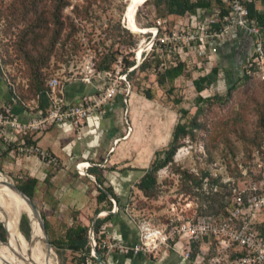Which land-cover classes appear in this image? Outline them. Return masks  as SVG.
<instances>
[{"label":"rangeland","instance_id":"rangeland-1","mask_svg":"<svg viewBox=\"0 0 264 264\" xmlns=\"http://www.w3.org/2000/svg\"><path fill=\"white\" fill-rule=\"evenodd\" d=\"M63 1L66 4L59 11V21L62 23L60 38L50 51L46 67L41 70L46 75L44 85L51 78L57 79L60 86L71 81L83 80L91 73V65L95 70L99 56L107 53L117 54L121 48L124 47L127 50L130 47L124 44L127 34L130 35L133 42V48L130 47V51L132 49L134 59L138 48H141L147 41V29L153 26L157 19L160 20L154 13L151 3L145 2L147 0ZM133 3L138 4L132 17L137 32L128 29L129 8ZM49 4L51 5V2ZM22 28V23L11 22L9 17L0 16V78L9 88L8 98L13 95L16 101L15 105L21 108H23V104L30 103L31 100L35 101L34 97L24 93L28 83L27 64L13 50L14 38ZM46 28L47 30L40 41L43 44L51 32V24L49 23ZM65 39L67 40L65 41ZM148 54H142L140 60L142 61L146 55L148 58ZM187 65L189 68L192 67L189 62ZM151 67L142 71L134 70L130 79L131 93L135 94L137 99L134 113V134L132 140H129L128 147L121 153L119 161H123V164L133 162L138 166L134 168L136 171L146 169L153 158V153L167 145L170 139L169 133L177 121H188V118L194 114L196 93L190 81L205 73L193 70L186 72L187 76L175 79L172 88L168 89L166 85L159 87L155 84ZM112 75L114 76L113 72ZM234 82L235 80H229L226 83L224 80L216 81L215 79L213 84L201 92L202 97L216 95L223 99L224 103L207 107L202 105L198 123L203 126L193 131L192 138L180 141V146L176 149L171 163L155 174V184L151 192L147 195L141 193L134 186L138 179H122L120 187L112 186L115 187V193L120 197L119 204L122 205L120 211L136 228V238L139 234L137 226L141 223L163 231L170 220L189 215L198 207L206 208L201 203L199 193L206 195L204 193L209 191L211 183L208 182L204 186L200 185L198 189H193L188 187L184 179H219L216 184L225 185L226 190L233 186L243 188L247 185V172L252 167V160L261 158L259 151L264 145L263 137L260 150L252 149L250 160L247 161V149L251 147L247 141L259 129L258 111H264V67L259 69L250 81L246 83ZM232 84L235 85L234 89L229 95H226L228 85ZM144 90L148 91L149 99L141 94ZM8 98L2 105L7 103ZM180 109L187 112L183 119H179ZM262 119L264 125V114ZM118 165L120 166L121 163ZM114 170L119 171V169ZM0 175L14 186L24 180L7 176L1 171ZM115 180L101 179L105 188L108 187L111 190L113 188L109 182L114 183ZM228 180L229 186L222 183V181ZM108 198L109 208L106 203L100 205L105 208L104 215L117 211L114 202L110 197ZM41 199V194L39 196L35 189L32 201L39 214L43 213L45 209L41 205ZM44 207L47 209L48 205H44ZM10 214L18 230L21 215H24L32 225L36 221L29 209H13ZM44 216L48 223L46 230L48 241L60 239L74 217L70 212L63 214L56 209H51V213H48L47 210V214ZM85 218L92 219V216H85ZM84 224L90 228V222L84 220ZM112 226L113 224L109 221L99 228V232L103 231L98 246L104 264H107V260H105L107 254L122 255L120 247L129 245L114 238ZM27 237L23 236L27 251L30 257L37 260L39 264H48L50 258L52 259L51 264H81L80 253H73L67 249L55 251L51 247V251H48L44 244L38 242L44 243L42 233L36 232L31 245ZM89 245V256L84 259V264H94L90 260V257L94 258L90 240ZM163 251L164 249H161L155 256L147 254L140 256L150 261L159 257ZM6 254L11 253L6 252Z\"/></svg>","mask_w":264,"mask_h":264},{"label":"built area","instance_id":"built-area-1","mask_svg":"<svg viewBox=\"0 0 264 264\" xmlns=\"http://www.w3.org/2000/svg\"><path fill=\"white\" fill-rule=\"evenodd\" d=\"M252 1L222 0L224 11L215 9L214 15L206 17L203 11L199 10L170 31H166L164 20L157 19L154 25L147 29V41L138 48L134 65L128 68L127 72L141 63L142 54L150 53L153 48L158 51L160 45L166 48L167 53L184 61L209 59V52L217 41L238 31L252 40V53L247 66L261 70L264 67L261 40L258 27L249 17L248 11V4ZM119 63L118 58L113 70L114 76L110 71H96L93 65L90 66L91 73L85 76L83 81L88 82L91 78L102 79L104 86L95 96L80 104L65 103L59 81L55 78L49 79L45 84L47 107L40 109L34 100L23 104L28 117L24 122L12 115L11 106L15 105L16 101L15 97L10 95L7 103L0 107V146L11 148L19 158H34L46 166L59 167L57 157L35 145L33 136L61 123L77 127L91 114H101L102 108L115 95L121 93L126 97L131 90L125 80V74H118ZM196 67H199V63H196ZM261 151H264V145ZM255 159L252 160L254 167L247 172V185L243 188H230L224 215L196 216V211H192L180 219L170 220L163 231L141 223L137 226V241L120 247L122 255L155 256L158 251L164 249L179 254L190 264H263L264 157L261 154V158ZM84 165L86 164L78 163L74 166L78 174L82 173L78 168ZM229 180L222 183L229 186ZM206 183L208 182L204 180L201 185ZM215 192L217 186L210 184L209 191L204 194ZM100 234H103V231ZM89 240L94 247L92 234Z\"/></svg>","mask_w":264,"mask_h":264},{"label":"trees","instance_id":"trees-1","mask_svg":"<svg viewBox=\"0 0 264 264\" xmlns=\"http://www.w3.org/2000/svg\"><path fill=\"white\" fill-rule=\"evenodd\" d=\"M49 2H51V5ZM145 2H150L154 13L158 15L157 18L166 22V31L173 30L179 22L184 21L189 15L196 14L199 10L203 11L204 16L206 17L214 15L215 9L224 11L222 0H147ZM65 4L66 2L63 0H8L5 4L0 5V16L3 15L9 17L11 22L13 21L23 24L22 30L19 31L14 38L13 50L18 53L20 58L27 64L28 83L27 89L24 93H27L28 96L34 97L37 106L42 110L47 107L48 102L45 96L46 89L44 85L46 75L41 70L46 67L50 57V51L60 38L59 35L62 29V23L59 21V11ZM256 4H258V6H256ZM248 11L249 17L254 20L258 27L262 51L264 54V0H253L248 4ZM49 23L51 24V32L46 39L45 44H43L40 42L41 37H43L44 32H46V26H49ZM125 34L127 33L125 32ZM66 40L67 39H65V41ZM124 44L133 48V42L131 41L129 34H127L126 43ZM130 47L127 49L128 51L123 47L117 54L107 53L99 56L95 64V70L101 72H113L114 66L119 58L120 63L118 65V74H125V80L130 86V79L134 70L142 71L143 69L152 66L151 68L155 84L159 87L166 85L168 86V89H171L173 81L179 77L187 76L185 75L186 72L193 70L202 73L205 72V69H207L209 65V59H202L201 61H192V59H189L188 61L181 60L176 55L167 53L165 50L166 48L163 45H160L158 51L153 48L148 54V58L145 56L136 68L127 72V69L134 65L132 49L130 51ZM249 58L244 62L241 74L235 79L234 83L240 81L246 83L250 81L259 70L253 66H247ZM188 62L191 64L192 69L188 67ZM196 63H199V67H196ZM245 65L246 67H244ZM217 74L218 71L216 68L209 67L208 72H205L190 81L196 93V96L194 97V114L188 118V121H177L171 129L170 139L167 145L163 149L153 153V158L148 167L143 170V174L134 185L141 193L147 195L151 192L155 184V174L171 163L176 149L180 146V141L185 138H192L193 131L200 129L203 126V124L198 123V117L201 114L202 105L204 104L207 107L214 104L224 103V100L216 95L211 97H202L200 95L202 91L210 86L212 78ZM234 86L235 85L232 84L227 87L226 95L230 94L234 89ZM141 94L143 97L149 99L147 90L142 91ZM178 114L179 119H183L187 115V112L180 109ZM263 114L264 111H258L259 129L253 134V137L247 141V144L251 146L247 149V161L250 160L249 156L251 150L254 148L255 150H260L259 148L262 146L261 144L264 137ZM259 152L262 154V157H264V151ZM204 180L216 185L217 192L209 195L199 193L201 196V203L206 208L202 209L201 207H198L196 210V216L212 215L218 217L224 215V210L227 207V202L230 197V189L226 190L225 185L216 184L219 179H184L188 187L193 189H198ZM98 185H100V183H98ZM35 186V179H24L22 182L16 184V187L31 201L35 192ZM96 190L97 195L95 197V202L97 204L106 203L107 208H109L110 201L107 198L109 195L114 201L117 210L122 208L119 204V199L114 195L111 188H103V192L100 189ZM107 208L106 210L109 211ZM100 210L103 211L105 208L97 207L94 212L97 213ZM40 215L43 219L46 231L48 223L44 214L40 213ZM112 216V214L107 213L103 217L95 219L92 224V235L95 242L94 250L100 257L101 262H103V258L100 254L98 245L102 234H100L99 228L104 223L109 222ZM84 220L88 222L91 221L90 218L87 220L85 217ZM28 224L29 221L27 218L24 215H21L19 219V231L24 237H27L28 235ZM1 225L2 224L0 223V241L4 242V244L0 243L8 253L9 246L7 235L4 234V227L2 225V228ZM88 230L89 227L85 225L84 222H75V217H73L72 223L66 227L60 239L49 240V245L55 251L67 249L73 253H80V262L81 264H84V259L89 256L90 252ZM37 232L41 233L40 227L37 228ZM123 256L126 258L132 257L131 255ZM90 260L94 264H98L94 258L90 257Z\"/></svg>","mask_w":264,"mask_h":264},{"label":"crops","instance_id":"crops-1","mask_svg":"<svg viewBox=\"0 0 264 264\" xmlns=\"http://www.w3.org/2000/svg\"><path fill=\"white\" fill-rule=\"evenodd\" d=\"M251 53V37L242 32H233L217 41L209 52V65L205 69L208 72L209 67H214L218 71L211 84L215 79L226 83L234 81ZM103 86L102 79L92 78L88 82H68L61 86V90L65 103L80 104L95 96ZM7 98L8 88L0 78V105ZM136 105L135 94L130 92L125 97L119 93L102 108L101 114H91L77 127L61 123L36 133L32 138L33 142L57 157V168L46 166L34 158H19L11 148L0 146V171L18 179H35V189L39 196L41 194V205L45 208L43 214H47V210L51 213V209H56L63 214L70 212L75 217V222H84L85 216H92L91 221L101 218L105 214L103 211L94 212L102 205L95 202L96 189L103 192L105 188L101 179H116L114 183H109L111 187L115 185L118 188L122 179H139L143 174L144 169L134 170L138 166L133 162L123 164V161H119L121 153L133 138ZM11 113L21 122L28 118L24 109L16 105L11 106ZM78 163L86 164L78 168L82 171L81 174L74 168ZM114 188L112 191L120 202ZM44 205H48L47 209ZM120 210L119 208L110 213L113 215L110 220L113 224L112 233L117 240L131 245L137 241L136 228ZM105 260L107 264H190L179 254L168 250L150 261L140 255L126 258L115 254H107Z\"/></svg>","mask_w":264,"mask_h":264},{"label":"bare ground","instance_id":"bare-ground-1","mask_svg":"<svg viewBox=\"0 0 264 264\" xmlns=\"http://www.w3.org/2000/svg\"><path fill=\"white\" fill-rule=\"evenodd\" d=\"M138 6L137 3L131 4L130 10V20L128 23V29L133 32L136 31V27L132 22L133 14ZM8 182L6 179L0 175V223L3 225L9 246V252L11 254H6V250L2 247L0 243V264H39L37 260H34L30 257L26 243L23 240L22 234L19 232L17 225L14 223L11 218L10 211L13 209H28L23 198L10 189L7 186ZM28 241L30 245L32 244L33 237L36 236L37 228L39 223L36 219L34 225L30 224ZM26 241V240H25ZM40 244H44L41 241H38ZM36 258V257H35ZM6 262V263H4ZM52 259L48 264H51Z\"/></svg>","mask_w":264,"mask_h":264},{"label":"water","instance_id":"water-1","mask_svg":"<svg viewBox=\"0 0 264 264\" xmlns=\"http://www.w3.org/2000/svg\"><path fill=\"white\" fill-rule=\"evenodd\" d=\"M8 187H10V189H12L13 191H15L16 193H18L24 200L27 208L29 209V212L31 213V215L33 216V218L37 219L38 223H39V227H40V230H41V233H42V236H43V240H44V245H45V248L48 250V251H51L50 249V245H49V241H48V238H47V233L45 231V228H44V224H43V219L41 217V215L39 214L36 206L34 205V203L27 198V196L22 193L16 186H14L13 184L11 183H8L7 184ZM109 197V195L107 196ZM94 220L91 221V225H90V228H89V237L91 236L92 234V224H93ZM2 227V225H1ZM3 228V227H2ZM3 231H4V234H6V231L5 229L3 228ZM4 244V242H1ZM91 252L93 254V257L95 259V261L98 263V264H102L101 260H100V257L96 254L95 250H94V247L93 245H91ZM6 263V262H4ZM6 264H9V263H6Z\"/></svg>","mask_w":264,"mask_h":264},{"label":"flooded vegetation","instance_id":"flooded-vegetation-1","mask_svg":"<svg viewBox=\"0 0 264 264\" xmlns=\"http://www.w3.org/2000/svg\"><path fill=\"white\" fill-rule=\"evenodd\" d=\"M8 0H0V4H5Z\"/></svg>","mask_w":264,"mask_h":264}]
</instances>
